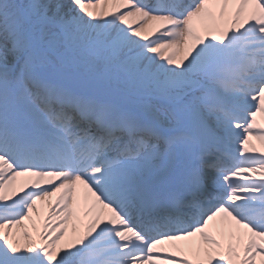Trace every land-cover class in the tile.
I'll return each instance as SVG.
<instances>
[{"label":"snow or ice","instance_id":"6c2138e0","mask_svg":"<svg viewBox=\"0 0 264 264\" xmlns=\"http://www.w3.org/2000/svg\"><path fill=\"white\" fill-rule=\"evenodd\" d=\"M0 264H264V0H0Z\"/></svg>","mask_w":264,"mask_h":264}]
</instances>
